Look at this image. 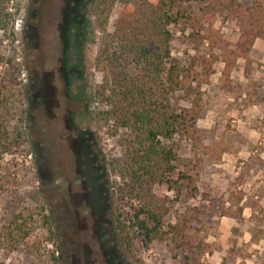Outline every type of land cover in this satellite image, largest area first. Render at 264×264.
Returning a JSON list of instances; mask_svg holds the SVG:
<instances>
[{
    "label": "rangeland",
    "instance_id": "obj_1",
    "mask_svg": "<svg viewBox=\"0 0 264 264\" xmlns=\"http://www.w3.org/2000/svg\"><path fill=\"white\" fill-rule=\"evenodd\" d=\"M77 1L24 0L7 31H0L5 60L12 61L0 68V84L10 80L14 87L8 85L10 128L24 137L0 155V264H186L190 255L172 241L147 249L137 244L131 253L117 242L106 169L123 155V133L113 134L103 114L108 107L93 93L102 73L94 67L97 46L85 42L84 31L95 2L86 0L77 20ZM127 1L111 9L109 34ZM211 2L189 0V6L200 15ZM218 9L212 28L234 46L233 12ZM172 30L171 54L186 65L192 46ZM200 52L207 53V45ZM248 59L236 62L229 79L223 64H214L197 122L203 145L180 143L178 155L191 162L197 194L176 202L165 189L154 190L170 200L168 223L191 218L198 230L194 244L200 240L205 252L199 264H264V39L254 42ZM239 213L240 220L232 217ZM15 217L25 221V241L7 237Z\"/></svg>",
    "mask_w": 264,
    "mask_h": 264
},
{
    "label": "trees",
    "instance_id": "obj_2",
    "mask_svg": "<svg viewBox=\"0 0 264 264\" xmlns=\"http://www.w3.org/2000/svg\"><path fill=\"white\" fill-rule=\"evenodd\" d=\"M22 1L0 0V31H7ZM117 1L94 0L93 20L84 31L85 42L97 46L94 67L102 73L101 84L93 93L108 107L103 114L113 124V134L123 133V155L110 160L106 169L110 178L105 198L116 239L129 253L137 244L147 249L153 243L172 241L190 255L185 256L186 264H199L205 252L200 240L194 244L198 230L190 225L191 218L168 223L170 200L154 190L165 189L176 202L197 194V179L188 167L191 162L178 155L180 143L202 147L197 128L203 111L202 89L209 85L216 62L223 64L224 79H229L239 59L249 64L254 42L264 39V0H249L247 8L236 0H212L200 15L192 11L189 0H128L124 3L128 9L109 34L108 19ZM10 3L14 14L9 12ZM86 3H75L77 20L83 19ZM218 8L233 12L239 31L234 46L222 41L212 28ZM172 29L192 46L194 56L186 65L171 54ZM2 43L0 40V68L12 66L11 60H5ZM204 44L207 53L200 52ZM9 84L10 80L5 86L0 84V155L24 138L17 126L10 128L14 114ZM232 217L240 220L241 214ZM47 223L45 220L46 227ZM9 226L7 237L12 242L14 235L21 241L28 238L24 220L15 217Z\"/></svg>",
    "mask_w": 264,
    "mask_h": 264
}]
</instances>
